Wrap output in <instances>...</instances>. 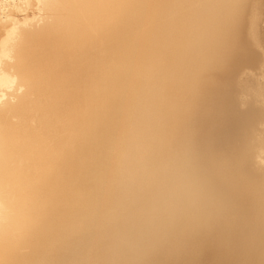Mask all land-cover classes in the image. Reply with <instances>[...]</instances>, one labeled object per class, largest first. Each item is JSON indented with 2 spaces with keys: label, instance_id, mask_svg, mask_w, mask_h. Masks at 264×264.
Listing matches in <instances>:
<instances>
[{
  "label": "bare ground",
  "instance_id": "bare-ground-1",
  "mask_svg": "<svg viewBox=\"0 0 264 264\" xmlns=\"http://www.w3.org/2000/svg\"><path fill=\"white\" fill-rule=\"evenodd\" d=\"M0 264H264V0H0Z\"/></svg>",
  "mask_w": 264,
  "mask_h": 264
}]
</instances>
